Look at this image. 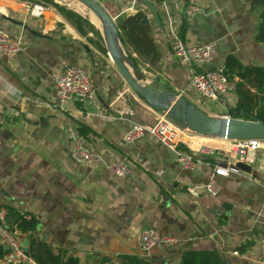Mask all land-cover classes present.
Wrapping results in <instances>:
<instances>
[{
  "label": "crops",
  "instance_id": "obj_1",
  "mask_svg": "<svg viewBox=\"0 0 264 264\" xmlns=\"http://www.w3.org/2000/svg\"><path fill=\"white\" fill-rule=\"evenodd\" d=\"M253 1L196 0L203 12L190 19L184 0H99L118 23L122 16L139 12L148 18L159 61L150 64L130 49L140 63L144 86L159 82L160 91L218 117L228 116L235 94L207 102L191 88V76L223 66L229 56L244 66L264 68V44L256 41L262 10H255ZM76 3L97 26L94 13ZM32 4L0 0V28L24 41L21 53L0 54V207L35 218L37 237L80 264H101L104 258L119 263L121 256L180 264L187 252H214L223 264H264V150L247 154L250 173L218 178L217 196H193V189L209 183L217 163L241 161L231 143L186 135L184 142L192 148L215 151L193 171L184 170L176 153L150 136L126 143L133 123L152 126L165 112L139 97L109 55L86 42L62 15L49 9L34 16ZM176 34L187 44L216 42L218 57L203 68L183 66L171 49ZM68 66L92 74L96 99L75 101L61 110L53 80ZM80 125L91 129L83 138L101 155V163L72 160L73 142L82 137ZM117 162L131 166L132 174L116 176L109 167ZM148 229L174 238L176 244L145 258L139 238Z\"/></svg>",
  "mask_w": 264,
  "mask_h": 264
},
{
  "label": "built area",
  "instance_id": "obj_2",
  "mask_svg": "<svg viewBox=\"0 0 264 264\" xmlns=\"http://www.w3.org/2000/svg\"><path fill=\"white\" fill-rule=\"evenodd\" d=\"M126 1L137 2V0ZM184 2L185 14L188 18H197L203 12L196 0H184ZM30 7L31 14L37 17L42 16L49 10L44 5L39 4ZM171 49L173 55L183 66L193 69L203 68L211 64L219 55L216 42L206 45L187 44L177 34L173 37ZM23 50L24 41L22 37L14 38L0 28V54L11 57L21 53ZM53 81L58 101L56 108L58 109L64 110L68 104L75 101L90 103L96 99L92 74L84 68L65 67L54 77ZM190 86L201 99L212 103L235 91V83L229 79L224 65L194 71L191 76ZM189 134L195 133L178 125L165 113L152 126L133 123L124 140L126 143L131 144L145 136H150L163 148L175 152L177 162L184 170L193 171L203 162L205 155H213L215 151L206 147L192 148L184 142V137ZM228 142L231 143L236 154L241 157L240 162L244 163H246V157L249 152L264 150V140L262 139ZM71 158L79 165L99 164L103 161L101 155L92 150L83 137L74 140ZM109 168L119 177H127L132 174L131 166L124 162L114 163ZM241 173L242 170L237 167V164L217 163L213 167L209 183L204 187L193 189L191 194L195 197H199L203 193L217 196L221 189L218 178H228L231 175H239ZM174 244H176L174 238L163 235L156 229L145 230L139 238L140 248L147 259L151 257L154 250H164ZM0 245L9 248V251L0 257V264H35L24 250V238L10 229L8 211L5 207H0Z\"/></svg>",
  "mask_w": 264,
  "mask_h": 264
},
{
  "label": "trees",
  "instance_id": "obj_3",
  "mask_svg": "<svg viewBox=\"0 0 264 264\" xmlns=\"http://www.w3.org/2000/svg\"><path fill=\"white\" fill-rule=\"evenodd\" d=\"M40 1L54 4L58 12L70 20L80 33L87 34L86 29L93 33L97 38L95 45L100 52L107 55L108 51L100 32L87 18L51 0ZM253 8L262 10L256 41L264 44V0H254ZM144 18L145 15L142 12L124 15L117 24L123 49L131 64L139 71L140 63L130 53V49L150 64H155L160 59L159 47L153 38V30L150 25L143 23ZM224 66L229 79L235 83L234 94L237 98L235 105L228 110V116L233 119L264 123V68L244 66L234 56H229ZM79 132L82 137L92 133L91 129L85 125H80ZM7 211L10 229L19 233L24 240L29 239L27 255L35 264H80L78 258L67 256L63 250L55 249L37 237L39 223L35 218H28L26 214H21L12 208H7ZM116 259L120 262L117 263L114 258H104L101 264H153L138 256H121ZM180 264H223V262L214 252H187L183 255Z\"/></svg>",
  "mask_w": 264,
  "mask_h": 264
},
{
  "label": "water",
  "instance_id": "obj_4",
  "mask_svg": "<svg viewBox=\"0 0 264 264\" xmlns=\"http://www.w3.org/2000/svg\"><path fill=\"white\" fill-rule=\"evenodd\" d=\"M93 11L102 21L108 55L113 64L124 78L129 87L141 97L148 105L156 110H162L178 125L188 128L191 132L204 137L219 138L227 141H240L248 139L264 140V123L245 121L226 117H212L195 104L178 97L176 94L159 90V82L153 86H144V79L128 57L122 53L120 32L115 20L97 0H76ZM150 6V5H149ZM153 15L158 18L157 12L150 6ZM144 24H149L147 17L143 19ZM132 70H131V69ZM237 167L245 172H251L252 168L244 162H239ZM29 239L24 242L25 252L28 253ZM9 248L0 245V256L8 252Z\"/></svg>",
  "mask_w": 264,
  "mask_h": 264
},
{
  "label": "rangeland",
  "instance_id": "obj_5",
  "mask_svg": "<svg viewBox=\"0 0 264 264\" xmlns=\"http://www.w3.org/2000/svg\"><path fill=\"white\" fill-rule=\"evenodd\" d=\"M53 3H56V4H60V5H63V6H66L68 9L74 11L75 13L81 15L82 17L84 18H87L89 20V22L100 32L101 36H102V31L97 27L95 26L91 19H90V16H89V13L87 10H85L82 6H78V4L76 3V0H51ZM99 1V0H97ZM104 1V0H103ZM29 2H32V3H35V4H39V5H44L45 7H47L48 9H52V10H55L58 12V10L56 9V7L54 6V4L52 3H49V2H44V1H40V0H29ZM101 3V2H99ZM35 4H32L35 5ZM105 8V10L108 12V8H106L105 6H103ZM59 13V12H58ZM60 14V13H59ZM61 15V14H60ZM64 17V16H63ZM65 18V17H64ZM65 20L73 26V28L76 29V27L73 25V23L68 20L67 18H65ZM116 24H118L117 21H115ZM77 30V29H76ZM78 31V30H77ZM79 32V31H78ZM86 32L87 34H82L79 32V34L83 37V39L88 42L89 44L93 45L95 48H97V46L95 45L96 41H97V38L95 37V35L93 33H91L88 29H86ZM104 34V32H103ZM103 38V36H102ZM104 41V39H103ZM104 44H105V41H104ZM122 45V44H121ZM105 47H106V44H105ZM122 47V53L123 55L125 56V58H127V54L125 52V50L123 49V46ZM107 48V47H106ZM98 49V48H97ZM108 51V50H107ZM108 54V53H107ZM131 69V68H130ZM132 70V69H131ZM142 74V72H140ZM208 114V113H207ZM210 115V114H209ZM212 117H218V116H213L211 115ZM25 250V249H24Z\"/></svg>",
  "mask_w": 264,
  "mask_h": 264
},
{
  "label": "bare ground",
  "instance_id": "obj_6",
  "mask_svg": "<svg viewBox=\"0 0 264 264\" xmlns=\"http://www.w3.org/2000/svg\"><path fill=\"white\" fill-rule=\"evenodd\" d=\"M87 8V7H86ZM91 11V10H90ZM93 12V11H92ZM94 13V12H93ZM94 15L96 16L95 18V23L97 25V27L104 32V29H103V24H102V21L100 20V18L94 13ZM223 146V145H222Z\"/></svg>",
  "mask_w": 264,
  "mask_h": 264
}]
</instances>
